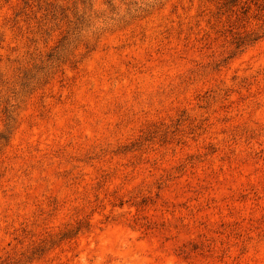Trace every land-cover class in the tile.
<instances>
[{
	"label": "rangeland",
	"instance_id": "obj_1",
	"mask_svg": "<svg viewBox=\"0 0 264 264\" xmlns=\"http://www.w3.org/2000/svg\"><path fill=\"white\" fill-rule=\"evenodd\" d=\"M0 264H264V0H0Z\"/></svg>",
	"mask_w": 264,
	"mask_h": 264
}]
</instances>
